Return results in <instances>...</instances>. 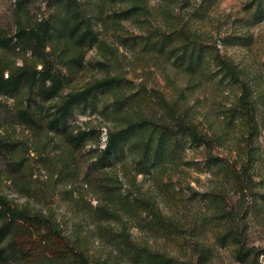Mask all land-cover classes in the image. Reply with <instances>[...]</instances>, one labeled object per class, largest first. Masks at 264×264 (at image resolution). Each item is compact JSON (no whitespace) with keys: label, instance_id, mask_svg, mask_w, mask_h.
Wrapping results in <instances>:
<instances>
[{"label":"rangeland","instance_id":"obj_1","mask_svg":"<svg viewBox=\"0 0 264 264\" xmlns=\"http://www.w3.org/2000/svg\"><path fill=\"white\" fill-rule=\"evenodd\" d=\"M65 2L0 0V79L23 66L43 70L18 33L56 23ZM69 5L89 17L97 44L79 49L74 38L54 37L46 51L56 90L47 80L31 103L24 93L38 123L0 122V196L33 215L51 214L68 242L54 243L42 225L26 223L17 259L0 264H48L78 247L95 263L164 264L147 248L173 264H251L253 257L237 258L238 238L264 264V0ZM216 55L237 67L239 82ZM105 78L120 82L79 103L60 130L48 125L69 94ZM244 86L255 96L254 131L241 105ZM129 125L136 129L124 151L102 164L109 133ZM191 131L208 142L194 141ZM80 132L85 141L72 143ZM249 151L252 180L240 184L234 172Z\"/></svg>","mask_w":264,"mask_h":264},{"label":"trees","instance_id":"obj_2","mask_svg":"<svg viewBox=\"0 0 264 264\" xmlns=\"http://www.w3.org/2000/svg\"><path fill=\"white\" fill-rule=\"evenodd\" d=\"M70 0H66L62 6V10L56 16V23L44 22L36 29H32L28 34L25 30H20L18 33V40L22 48L30 50L32 54L43 60L44 68L41 71L37 69H31L27 66L21 67L17 73L11 74L7 79H0V98L5 96L12 98L15 101L14 107H11L7 101L0 99V122L1 119L10 121H22L25 120L29 124H37L38 118L31 110V104L25 105L24 93L28 92L29 97L27 101L31 103L34 101V97L37 92L38 85H45L47 80L53 82V90L55 91L57 81L52 77L50 70L52 66L51 59L47 58L50 52H47V48L54 37L58 40L67 42L70 39H75V44L80 48H92L98 42V37L94 33L91 20L84 17L81 9H71L69 5ZM263 12V11H262ZM185 34V39L190 43H196V40L188 33ZM55 51V50H52ZM57 55V54H56ZM217 64L233 81H240V73L237 67L228 59L216 55L214 57ZM119 80L116 78H105L97 81L91 86L84 88L83 90L69 94L66 100L61 106L58 107L55 115L50 119L48 125L54 130H60L61 127L70 118L74 117V110L79 103H83L90 98H96L97 95L103 93L107 89L119 84ZM40 92H43L42 90ZM45 96V95H43ZM242 108L246 111L247 122L250 126V130L254 131L257 127L256 118V105L255 96L253 91L246 86L243 87V93L241 96ZM136 129L134 125H129L125 129L110 132L106 142L105 149L102 151L99 160L102 164L110 163L114 157L118 156L120 152L125 149V142L127 135ZM87 132H80L78 135H70L72 143L79 144L85 141ZM191 136L196 142L207 143L202 135L198 132H192ZM247 158L242 163L238 174L236 176L240 184H249L251 182L252 169L255 166L256 156L250 151L245 155ZM248 179H251L247 182ZM246 189L248 188L245 187ZM242 191H244L242 189ZM28 224H40L46 231V234L57 244H67L68 238L63 234L59 224L53 219L52 215L35 214L30 211L22 209L17 206L12 200H9L5 196H0V261H13L17 259V247L18 239L17 235L20 233L21 225ZM241 236V235H240ZM240 247L237 248V258L246 262L251 257L256 259L259 257L258 251L254 248L246 247L243 242H239ZM133 247L137 245L131 242ZM74 249V248H73ZM146 254L151 257H155L157 260L164 264H173L174 259L166 256L163 253L153 252L147 248L143 249ZM251 260V264H255ZM48 264H111L110 262L103 260L100 263H95L90 258L89 254L82 248L74 249L73 254L70 257H60Z\"/></svg>","mask_w":264,"mask_h":264}]
</instances>
